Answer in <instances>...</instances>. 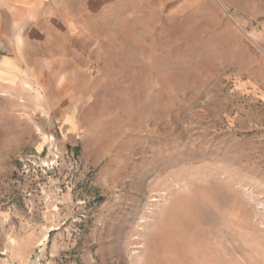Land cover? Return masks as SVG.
Returning <instances> with one entry per match:
<instances>
[{"label":"rangeland","instance_id":"rangeland-1","mask_svg":"<svg viewBox=\"0 0 264 264\" xmlns=\"http://www.w3.org/2000/svg\"><path fill=\"white\" fill-rule=\"evenodd\" d=\"M0 264H264V0H0Z\"/></svg>","mask_w":264,"mask_h":264}]
</instances>
